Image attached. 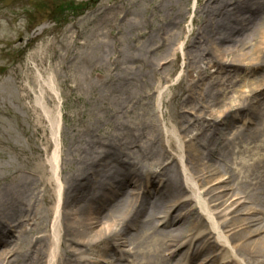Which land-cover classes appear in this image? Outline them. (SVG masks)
Returning a JSON list of instances; mask_svg holds the SVG:
<instances>
[{"label":"rangeland","instance_id":"1","mask_svg":"<svg viewBox=\"0 0 264 264\" xmlns=\"http://www.w3.org/2000/svg\"><path fill=\"white\" fill-rule=\"evenodd\" d=\"M205 1L202 0L198 6ZM196 2L0 0V213L8 212L5 198L22 186L24 191L18 196L19 203L14 202L15 207L32 209L42 219L41 225L28 217L20 224L23 233L18 240L10 241L14 245L10 248H14V257L8 264H24L35 255V244L44 247L47 243L44 240L48 233L45 222L52 204H46L44 183L39 180H43L45 168L42 163L52 155L54 143L50 141L47 122L42 118L38 120L41 111L35 108L34 100L41 90H44L43 99L47 106L50 109L58 106L61 113L59 147L62 155L59 160L64 164L62 176L75 170V158L83 154L87 140L115 141L119 123L130 127L137 135L138 132L146 134V137L149 133L159 137L156 129L161 122L168 130L171 126L177 129L183 124L189 129L188 138H192L201 133L206 124L220 122V132L223 130L224 137L231 139L237 136L212 157L210 164L221 174L229 172L227 167H235L238 160H242L243 166H248L264 158V145L260 143L264 135V95L247 106L253 110L259 106L258 101L262 103V116L251 115L254 119L251 123H244L242 113H236L238 120L234 121L235 113H232L227 114L223 121L226 108L235 111L246 107L247 102L242 101L241 96L264 81V60L255 68V74L247 75L245 67L237 63L232 65L229 75L227 68L219 73L213 65L219 60L214 55H207L201 47L189 52L178 50L174 55L171 47L175 41L154 50L156 46L152 45L155 42L150 45L141 39V35L147 33L156 42L160 41L162 35L156 34V28L165 24L167 17L181 15L176 20L177 24L165 29L176 35L181 33L180 42L188 41V31L197 28L193 22ZM256 2L244 0L231 4L243 10L242 16H247L256 11ZM260 29L264 30V20L245 32L243 39L250 41L249 44L222 60L230 63L238 53L250 52L252 41H257ZM219 47L228 49L225 44ZM50 78L54 80L57 97L47 89ZM200 78V86L188 89L190 81L197 82ZM189 92L193 95L191 100L184 101L183 97ZM159 95L161 103L157 106ZM232 102L234 104L230 107ZM181 121L184 122L179 126ZM211 126L217 127L216 124ZM143 135L131 145L130 149L135 154L143 149L146 140ZM160 145L158 142L145 148L146 151L142 150L146 155L141 163L150 164L157 159L163 152ZM128 149L124 147L123 151ZM164 160V163L168 161ZM113 165L114 162L110 161L109 167ZM178 168H181L179 164ZM103 170L95 175V184L113 182V179L103 177ZM113 170L111 168L109 174ZM32 171L35 175H28ZM154 171L159 172L156 168ZM241 180L238 177V181ZM237 191L235 189L234 192ZM51 192L48 188L45 198L52 202ZM252 194L260 199V203L264 202V189H255ZM172 198L165 197L153 206L148 205L136 227L130 231L137 238L124 245L123 251H131L134 244L142 250L144 245L164 238L165 231L157 229L154 218L163 215L162 212L174 201ZM114 215H117L116 210ZM155 230L156 233L151 235L150 232ZM71 246L76 251L84 249L80 245ZM184 253L185 250L168 264H177ZM99 255L97 250H92L87 261L99 262ZM66 258L69 259L67 264L74 259L72 254ZM107 260L125 264V259L118 263L115 256Z\"/></svg>","mask_w":264,"mask_h":264},{"label":"bare ground","instance_id":"2","mask_svg":"<svg viewBox=\"0 0 264 264\" xmlns=\"http://www.w3.org/2000/svg\"><path fill=\"white\" fill-rule=\"evenodd\" d=\"M196 1L193 22L197 28L191 33L188 31V41L180 42L181 33L176 35L165 29L177 24L176 20L181 15L167 17L166 23L156 28V34L162 35L160 41L156 42L147 33L141 35V39L150 45L155 42L152 45L156 46L154 50L166 47L171 40L175 41L171 47L174 55L178 50L189 52L201 47L207 55H214L219 60L213 64L219 73L227 68L231 75L232 65L238 63L245 67L247 75L255 74V68L261 66L264 60V30H259L257 41L253 39L250 52L238 53L230 63L222 59L250 43L244 41L243 36L254 24L264 20V0H257L256 11L247 16H242L243 10L231 4L244 0H206L201 6L198 4L202 0ZM257 12L258 16L255 15ZM221 44L227 45L228 49L220 48ZM226 64L229 66L224 67ZM185 72L188 78V70ZM201 80L190 81L188 89L200 86ZM49 81L47 89L51 90L53 97H57L53 78ZM43 94L44 90H41L35 97V108L41 111L38 120L42 118L48 124L54 149L52 155L42 163L45 169L42 172L43 180L39 181L44 183L43 198L46 204L52 206L45 222L48 230L44 236L46 246L35 244V255L24 264H67L69 254L74 258L72 261L70 259L71 264H114L107 260L113 256L118 263L125 259V264H168L184 250L185 257L180 256L177 264H264V202L260 203V199L252 194L255 189H264V158L248 166H243L242 160H238L235 167H227L229 172L217 173L210 164L212 157L237 137H224L221 133L223 130L220 132L219 128L222 123L215 122L217 127L206 124L201 133L188 138L189 129L182 124L184 121L179 124H182L181 127L176 129L171 126L170 130L161 122L156 129L159 137L152 133L147 137L144 134L146 140L142 150L160 142L163 151L150 164L141 163L146 152L139 150L135 154L130 149L143 133L138 132L137 135L133 129L119 123L117 128L120 130L115 141L87 140L83 154L75 158V170L62 176L64 164L59 160L62 155L59 147L61 113L58 106L53 109L47 106ZM260 95H264V81L249 90L247 95L241 96L240 99L247 102L243 109L248 111L244 113L241 108L235 111L226 108L223 121L227 114L232 113H235L234 121L239 118L236 113H242L244 123L248 124L254 120L251 115L262 116V103L259 101V106L253 110L248 108ZM191 96L192 92H189L183 100L189 101ZM160 103L161 95L157 99V106ZM260 143L264 145V135ZM124 147L128 150L123 151ZM164 159L168 161L164 163ZM110 161L114 162L112 167H109ZM178 164L180 169H177ZM137 166L138 169H131ZM103 168V177L113 179L111 184H95V175ZM111 168L114 170L109 174ZM155 168L159 172L154 171ZM28 175L35 173L28 172ZM238 177L242 178L241 182ZM236 184L237 193L233 189ZM48 188L52 191V202L45 198ZM23 191L22 186L12 190L5 198L8 212L0 213V249L4 246L0 250V264H8L10 258L14 257V248L10 249L13 243L10 241L19 239L23 233L20 224L27 217L32 218L33 223L42 224V219L32 209L19 210L15 207L14 202H18V196ZM165 197H173L174 201L162 212V216L154 218L157 229L165 231L164 238L144 245L142 250L134 244L131 251H123L124 245L137 238L130 231L136 227L148 205L153 206ZM250 204L253 206H246ZM114 210L117 215H114ZM156 231L150 234L154 235ZM72 244L84 249L76 251ZM92 250L100 254L99 262L87 261ZM200 257L203 258L198 259Z\"/></svg>","mask_w":264,"mask_h":264}]
</instances>
